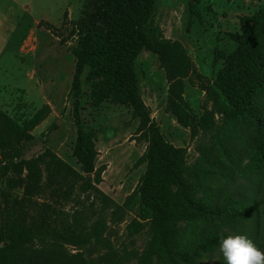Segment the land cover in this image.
Instances as JSON below:
<instances>
[{
	"label": "rangeland",
	"instance_id": "rangeland-1",
	"mask_svg": "<svg viewBox=\"0 0 264 264\" xmlns=\"http://www.w3.org/2000/svg\"><path fill=\"white\" fill-rule=\"evenodd\" d=\"M85 2L7 0L9 13L14 12L12 19L22 18L0 53V111L24 121L43 105L49 106L46 118L31 131L35 139L28 144L25 156H36L48 148L77 172L81 169L72 155L76 128L70 88L75 71L72 50L79 44L76 21ZM263 11L264 0H199L195 5L191 0L154 2L151 26L156 30V37L179 43L193 65V72L181 79L179 93L175 91L177 79H171L169 65H162L157 55L142 50L134 61L138 92L151 120L160 129L165 149L188 167L201 159L206 148H211L210 156L214 155L219 145V141L217 145L213 143L217 138L216 127L226 122L225 114L219 112L225 105L231 107L233 119L249 124L247 134L240 135L244 152H239L235 164L231 165L230 178L218 181L186 178L180 188L183 197L192 191L202 195L207 184L214 189L217 203L223 204L230 191L251 193L255 188L247 169L249 155L258 154L249 146L250 133L252 139L259 140L264 131L253 122L256 118L251 114L257 104L264 113V81L259 76L264 72V47L257 48L253 36L259 29L264 31V20H257ZM248 62L254 65L253 69L245 68ZM88 72L86 67L81 76L80 116L84 128L96 132L98 155L94 166L103 170L97 190L75 195L68 202H54L27 196L21 189H10L1 179L0 246L22 242L42 247L56 242L65 251L80 253L87 260L139 264L149 239V227L145 223L150 218L145 216V204L139 193L147 169V163L141 159L148 147V124L134 118L128 105L110 100L93 105ZM221 75L226 80L228 94L219 88ZM179 99L189 109L184 125L170 110V105L174 103V107ZM217 101H222L221 106ZM101 194L121 206L117 214H112L113 205L102 216L93 214L103 206ZM261 195L263 206L264 187ZM75 217L87 227L103 222V237L110 249L96 243L84 247L64 242L62 236L75 223ZM139 223L145 225L139 227ZM186 227L184 221L168 222L169 236L180 240ZM207 229L202 228V233ZM255 246L264 252V228ZM122 255H126L125 259ZM217 258L214 256V260ZM146 264L168 263L148 256Z\"/></svg>",
	"mask_w": 264,
	"mask_h": 264
},
{
	"label": "trees",
	"instance_id": "trees-1",
	"mask_svg": "<svg viewBox=\"0 0 264 264\" xmlns=\"http://www.w3.org/2000/svg\"><path fill=\"white\" fill-rule=\"evenodd\" d=\"M154 2L155 0H86L76 21L79 44L72 50L75 71L70 95L74 99L72 116L76 128L72 155L80 165L81 172L72 169L48 148L36 156H25L28 144L35 139L31 131L49 113V106L43 105L24 121L0 111V180L4 179L5 186L10 189H21L27 196L42 197L54 202H68L75 195L97 190L96 184L101 180L103 170L94 166L98 155L95 147L96 132L85 129L80 116L81 76L85 68L89 67L87 80L91 82L90 96L93 105L99 106L105 100L128 105L134 118L148 124V147L141 159L147 163V169L139 193L145 204V216L150 218L145 223L149 227V239L145 243L139 264H146L148 256H156L168 264H224L218 247L221 236L241 234L255 245L264 228V205L262 206L261 200V190L264 187V131L259 140L252 139L250 133L252 142L249 146L258 151L257 156L249 155L247 171L251 176L250 183L255 187L250 190L251 193L249 190L247 193L230 191L225 202L218 204L214 198V189L206 184L202 195L197 196L192 191L183 197L180 188L186 178L216 181L230 178L231 165L235 164L237 154L244 152L240 135L246 133L249 124L244 120L233 119V115H230L231 107L225 105L219 112L225 114L226 122L216 127L217 138L213 143L217 145L219 141V145L215 147L214 155L210 156L211 148H206L202 151L201 159L188 167L165 149L160 129L151 120L138 92L134 61L142 50L157 55L162 65H169L171 79H177L175 85L178 89L175 91L179 93L181 79L193 72V65L179 43L166 42L156 37V30L151 26ZM191 2L195 5L199 0ZM261 13L257 19L259 22L264 20V11ZM253 44L257 48L264 47L263 30L259 29L254 33ZM245 68L253 69L254 65L248 62L245 63ZM259 76L264 81V72ZM219 88L224 94L227 93L226 80L222 75ZM221 103L222 101H217L218 106ZM173 104L170 105V110L180 123L186 124L189 109L185 102L179 99L174 107ZM262 110L257 104L252 108L251 114L256 118L253 122L264 128ZM261 179L263 180L259 183ZM100 196L103 206L94 215L102 216L109 205L114 206L112 214L120 211V205L106 195ZM74 221L62 236L64 242L84 247L96 243L104 249H110L103 237V222L97 221L98 226L94 224L87 227L77 217ZM170 221L186 223L184 237L180 240L169 236ZM145 224L139 223L138 226L143 227ZM204 227L208 229L202 233ZM122 256L125 259L126 255ZM214 256L218 258L214 260ZM121 258L119 259L124 260ZM0 264L103 263L87 260L80 253L67 252L62 244L56 242L42 247H31L19 242L0 246ZM105 264L122 262L115 260Z\"/></svg>",
	"mask_w": 264,
	"mask_h": 264
},
{
	"label": "clouds",
	"instance_id": "clouds-1",
	"mask_svg": "<svg viewBox=\"0 0 264 264\" xmlns=\"http://www.w3.org/2000/svg\"><path fill=\"white\" fill-rule=\"evenodd\" d=\"M218 247L224 264H264V252L244 235L221 236Z\"/></svg>",
	"mask_w": 264,
	"mask_h": 264
},
{
	"label": "crops",
	"instance_id": "crops-1",
	"mask_svg": "<svg viewBox=\"0 0 264 264\" xmlns=\"http://www.w3.org/2000/svg\"><path fill=\"white\" fill-rule=\"evenodd\" d=\"M7 0H0V53L5 49L7 40L9 39L10 33L16 29L20 16L12 19L13 13H9L6 7ZM9 13V14H8ZM11 17L12 21L9 22L8 19Z\"/></svg>",
	"mask_w": 264,
	"mask_h": 264
}]
</instances>
